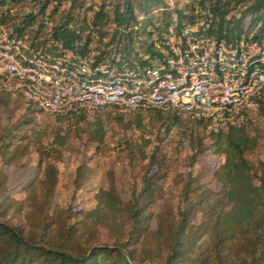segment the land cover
<instances>
[{
    "label": "rangeland",
    "instance_id": "obj_1",
    "mask_svg": "<svg viewBox=\"0 0 264 264\" xmlns=\"http://www.w3.org/2000/svg\"><path fill=\"white\" fill-rule=\"evenodd\" d=\"M131 1L136 18L145 20L146 17L140 18L143 12L152 8L150 3H146L145 9L141 8L136 0ZM187 1L189 0L154 1V4L158 2L159 5L171 9L158 11L152 8L150 14L154 15L149 19L156 20L160 26L161 16H166L167 19L168 15L165 13H169L170 28L175 22L174 8H181ZM254 1L229 0V26L232 30L236 28L238 19V31L244 38L256 34L261 24V21H253L255 15L250 6ZM56 2L57 0H50L46 5V9L54 18L55 28L66 26L84 38L96 30L99 35L97 43L103 49L110 44H117L123 49L120 52L130 58H136L141 52L146 53V48L147 51L151 48V36L147 32L133 29L136 33L130 40L125 36L127 29L124 25L115 26L111 4L108 2L105 3L104 13L111 19L108 24L98 29L92 26L91 20L99 10L101 0H60L59 4ZM38 5H41V0H23L15 9L11 4H6L0 9L1 20L8 22L12 29L20 28L18 32L22 35L34 37L33 30L27 29L28 25L23 20L29 17L25 10ZM33 22L37 24L39 18ZM131 25L130 23L127 27L131 28ZM167 32L168 30L163 29L157 32L154 38L160 40L161 34ZM261 39L264 42V30ZM98 118L101 119L104 134L97 138L93 131ZM27 121L28 124H24ZM232 126L241 127L249 138L256 140L255 149L246 152L245 157L252 164L253 172L261 174V164H264V99L251 118ZM223 147L224 144H220V148ZM199 150L194 158V154ZM8 158H11L10 161H7ZM224 159L225 153L219 150L202 126L188 119L174 120L170 113L112 110L99 116L85 113L65 117L42 114L37 117L23 98L0 95V172L7 176L6 184L0 191V198H12L22 202L20 211H13L12 215L10 212L7 214L13 222L26 220L25 215L36 209L37 202H42L41 180L48 166L55 169L48 215L52 214L53 220H60L70 212L95 207L94 196L99 189H109L122 200H128L132 191L140 188L142 174L151 164L149 174H159L156 197L152 205L153 211L159 215L152 221L151 227L157 228L161 244L166 245L175 223L173 219L170 222H162L160 215L168 209L174 210L175 213L178 208L183 207L186 193L188 198L196 200L204 193L210 194L212 199L217 198L222 186L214 178V173ZM255 174L253 181L259 185ZM188 176L191 185L186 191ZM202 190L206 191L203 193ZM262 210L264 213V206ZM58 213L62 215L59 216ZM79 217H73L70 221ZM199 221L198 212L194 224ZM105 233L103 228H99L96 233L98 240H105ZM158 245L156 240L148 241L151 253H155Z\"/></svg>",
    "mask_w": 264,
    "mask_h": 264
},
{
    "label": "trees",
    "instance_id": "obj_2",
    "mask_svg": "<svg viewBox=\"0 0 264 264\" xmlns=\"http://www.w3.org/2000/svg\"><path fill=\"white\" fill-rule=\"evenodd\" d=\"M22 1L0 0V9L6 4H11L15 9ZM49 1L41 0L42 11L45 10ZM136 1L141 8H145L148 2L150 7L158 11L171 9V7L159 5L158 2L153 3L158 0ZM106 2L111 4L112 21L115 26L124 25L127 29L124 32L125 36L130 40L136 33L133 29L147 32L151 38L157 32L169 29L171 23L169 13H165L168 15L167 19L166 16H161L160 26L156 20L149 19V17L152 19L154 15L150 14L152 8L142 13L140 19L146 17L145 20H138L131 0H117V2L101 0L99 10L94 13L91 20L92 26L97 29L108 24L111 19L104 13ZM192 2L193 0H189L181 8H174V24L178 27L189 16L185 12L191 8ZM56 3L59 4L60 0ZM213 3L217 16V35L228 41L240 38V31H238L240 21L236 20L238 23L233 30L229 26L230 18H227L230 11L229 0H213ZM250 10L255 15L253 21H261V24L256 34L245 39L262 42L264 0H255ZM36 18L38 17L29 15L23 22L29 25ZM52 19L54 21L53 17ZM130 23L131 28L127 27ZM54 29L55 36L66 44L80 37L66 26L55 28L54 25ZM15 30L19 31L20 28ZM116 50L123 51L117 44ZM152 50L153 44L150 48V51ZM3 95L11 96L6 93ZM263 99L260 101V106ZM29 107L31 108L30 104ZM255 113L246 115L244 120L251 118ZM172 117L174 120L179 119L173 114ZM194 122L206 130L202 122ZM95 125L93 133L98 138L104 134L101 119L98 118ZM225 128H227L226 131L222 132ZM208 133L219 150L225 153L224 162L214 173V178L222 186L221 193L217 195V198L212 199L210 194L204 193L206 190H202L204 194L198 200L188 198L186 193L183 207L178 208L175 213L174 210L168 209L160 215L162 222H170L173 219L175 223L166 245L161 244L157 228L151 227L152 221L159 215L152 209L159 174L157 172L149 174L151 164L142 174L140 188L133 190L128 200H122L118 194L109 189H99L94 196L95 207L70 212L65 218L62 216L63 219L60 220H53L52 214L48 215V205L51 202L55 182V169L48 166L41 180L42 202H37L36 209L25 215L26 220L13 222L10 216L7 217L9 212L12 215L13 211H20L22 202L12 198H0V264H157L159 262L162 264H264V213L262 212L264 164H261L262 173L257 175L253 172L249 159L245 157L246 152L255 149L257 142L249 138L241 127L232 125L216 133ZM220 144H224V147L220 148ZM199 152L200 150L194 154V158ZM3 156L5 157L4 154ZM10 159L8 158L7 161ZM254 174L258 178L259 185L253 181ZM6 181V174L0 172V191ZM190 185L188 176L186 191ZM198 212L200 221L195 225L194 219ZM77 216L80 217L70 221ZM99 228L106 231V238L103 241L97 238L96 233ZM150 239L156 240L159 244L155 253H151L148 246Z\"/></svg>",
    "mask_w": 264,
    "mask_h": 264
},
{
    "label": "built area",
    "instance_id": "obj_3",
    "mask_svg": "<svg viewBox=\"0 0 264 264\" xmlns=\"http://www.w3.org/2000/svg\"><path fill=\"white\" fill-rule=\"evenodd\" d=\"M213 0H193L189 16L174 24L153 50L130 58L97 43L93 30L66 44L55 36L51 14L41 5L25 10L38 17L21 34L0 13V95L21 97L33 114L140 111L171 113L202 122L216 133L257 112L264 95V42L216 31Z\"/></svg>",
    "mask_w": 264,
    "mask_h": 264
}]
</instances>
